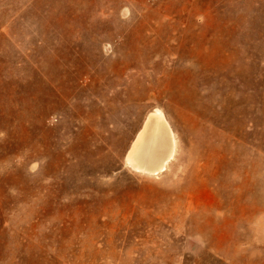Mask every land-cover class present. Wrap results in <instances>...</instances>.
<instances>
[{
    "label": "rangeland",
    "instance_id": "rangeland-1",
    "mask_svg": "<svg viewBox=\"0 0 264 264\" xmlns=\"http://www.w3.org/2000/svg\"><path fill=\"white\" fill-rule=\"evenodd\" d=\"M0 264H264V0H0Z\"/></svg>",
    "mask_w": 264,
    "mask_h": 264
},
{
    "label": "bare ground",
    "instance_id": "bare-ground-1",
    "mask_svg": "<svg viewBox=\"0 0 264 264\" xmlns=\"http://www.w3.org/2000/svg\"><path fill=\"white\" fill-rule=\"evenodd\" d=\"M173 134L161 112L152 114L137 136L128 154V162L135 168L157 173L165 169L173 156Z\"/></svg>",
    "mask_w": 264,
    "mask_h": 264
},
{
    "label": "water",
    "instance_id": "water-1",
    "mask_svg": "<svg viewBox=\"0 0 264 264\" xmlns=\"http://www.w3.org/2000/svg\"><path fill=\"white\" fill-rule=\"evenodd\" d=\"M146 124H147V122H146Z\"/></svg>",
    "mask_w": 264,
    "mask_h": 264
}]
</instances>
